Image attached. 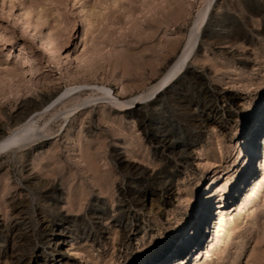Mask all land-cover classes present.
Instances as JSON below:
<instances>
[{"label": "rangeland", "instance_id": "rangeland-1", "mask_svg": "<svg viewBox=\"0 0 264 264\" xmlns=\"http://www.w3.org/2000/svg\"><path fill=\"white\" fill-rule=\"evenodd\" d=\"M209 1L0 0V139L83 86L39 122L51 136L0 155V264H48L60 240L72 264H264V187L237 210L253 168L264 171V129L252 132L264 103V0H216L185 68L150 91ZM93 87L138 100H95L62 127L50 121ZM215 175L222 185L238 177L224 200L235 222L207 257L220 188L202 219L200 205Z\"/></svg>", "mask_w": 264, "mask_h": 264}, {"label": "bare ground", "instance_id": "bare-ground-1", "mask_svg": "<svg viewBox=\"0 0 264 264\" xmlns=\"http://www.w3.org/2000/svg\"><path fill=\"white\" fill-rule=\"evenodd\" d=\"M215 1L216 0H210L207 3V5H205V7L201 11V13L198 14V16L196 17L194 24H193V27L190 30L188 38H187L185 45L183 47L182 56L173 64V66L170 68V70L162 78L160 77L161 79H159L155 84H153L150 87L151 88L150 91H154L153 92L154 95H156V93L158 91L164 90L180 74V72L187 65L189 59L192 57L195 49L198 46V43H199V34L198 33L200 32L201 28L203 27V25L207 21L211 6L213 5V3ZM81 62L85 63L84 60H81ZM82 87L83 86L75 87V88H72V89L67 90L66 92L62 93L61 95L56 97L52 102H50V104L46 105L42 112H39V113H37V115L33 116L32 118L27 119L24 123H22L19 127H17L13 132H11L10 135L2 137L0 139V155L5 154V153H9L11 151L22 149L23 147L27 146L26 145L27 143H35L37 141L45 139L46 137L51 136V130H50V128H48V125L46 126L48 134L45 135L43 128L39 125V122L41 121V119L46 114L53 113V111H55V109L57 108L58 103L65 101V100H69L72 97V94ZM91 91H93L94 93H97V95L95 97L88 99V100H85L84 102H79L78 104H76L75 106H73L71 108H66L64 111H61L60 113H56V114L52 115V118L50 119V121H52L53 123H56V124L61 122V127H62V125L69 119V117L73 113L77 112L81 107H84L87 104H89L90 102L95 101V100L109 99L111 101V103H113V105H115L116 107L121 108V109L128 107V105H133L135 103V101L138 100V95H137L136 97H134L132 99L130 98V102L128 104H120L117 100L116 101L114 100L115 99L114 94H112L111 89H107L105 87H93L91 89ZM141 95H145V93H143ZM72 100L73 99H70V102ZM259 114L260 115H259L258 119L260 118L261 120L259 119L258 124L256 125V123H257L256 122L254 125V126H256V128L254 130L252 129L253 130L252 132H254V137H253L254 139L257 137V134L264 129V103L262 104V106L260 108ZM255 117H256V115H255ZM250 135L251 134H248L245 137V141L243 140L244 142H242V144H241V147H242L241 151L242 152L240 151L241 155L246 156L245 159L247 158V156L249 157V161H250V158L252 156L253 149L255 150L254 144L252 143L253 144L252 150H251L250 154L247 155L250 148H251V147H249V141H248V138ZM251 136H253V135H251ZM29 145H31V144H29ZM259 153L261 155L260 161L262 162V164H264V154H263L264 152L262 151ZM253 154L255 155L254 152H253ZM244 171H246L245 167L242 169V172H244ZM250 176L253 179L252 184H250V187H248L249 177H248L247 181L243 184L244 189L248 188L247 191H249V189H250V192H248L246 197L243 198L242 203H240L238 206L237 210L241 214L240 217L243 216V213L246 211L247 207L250 205L253 198L256 197L258 195V193L260 194V191L264 187V171H263V174L259 178L258 177L259 174L257 175L256 169L253 168V170L250 173ZM220 179H221V177H219V175H215L213 180H212L213 181L212 185L209 187L208 190H206L205 194L201 198V205L200 206L203 207V209H201V210H203L202 215H201V219H202L204 214H205V205H206L205 197H207V198L209 197V205H211L213 202H215V199H216L215 197H212L213 194H215L216 189L220 188V190L217 192V195L218 196L220 195V199H221L220 202L218 203L219 205L217 206V210L219 211V215H218L217 220L215 221L214 228L212 225L210 226L213 229L212 232L214 233V239L209 242L210 243V248H209L210 250H208L206 252L207 257L212 256V253L217 249L218 245H220L223 242L224 238L226 237V235L229 232L230 227L235 222V218H234L235 213L230 214L228 212V210H227L228 206L224 200H225V196H227V194H229V193L231 194V192L235 189L238 177H236L234 175V176H230L227 180L224 178V180H226V183L224 185L218 184ZM238 194H241V189L237 190V195ZM217 195H216V197H217ZM210 213L211 212L209 210H207V214H206L205 219L208 217V215H210ZM209 218L207 220H209ZM212 220H214V217ZM200 229L201 228H199L197 231H195L194 234H193V231L190 232L189 235L187 233V235H188V237H186L187 239H185L182 242V244L178 247L177 252L174 253L175 259L179 260L183 256L184 252L186 250H189V248H191V246L193 245V242L197 238V235L200 234V232H201ZM59 236L65 237V235L62 233ZM65 245H67V244L63 243V241H61V240H60V243L57 242V244H54V246L50 249V260H49L48 264H72L71 260L68 258L67 252L65 250ZM193 249L194 248H191L190 250H193ZM168 251H170V249ZM188 256H189V254H188ZM152 260L153 259H151V260H149L143 264H149ZM40 261L41 260L39 259V261H34L33 263L31 262L30 264H42ZM44 264H47V263H44ZM196 264H200V261H197Z\"/></svg>", "mask_w": 264, "mask_h": 264}, {"label": "water", "instance_id": "water-1", "mask_svg": "<svg viewBox=\"0 0 264 264\" xmlns=\"http://www.w3.org/2000/svg\"><path fill=\"white\" fill-rule=\"evenodd\" d=\"M199 36H200V33H199Z\"/></svg>", "mask_w": 264, "mask_h": 264}]
</instances>
